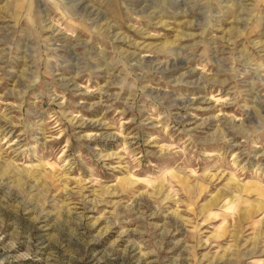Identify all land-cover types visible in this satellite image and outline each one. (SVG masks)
Here are the masks:
<instances>
[{
	"label": "rangeland",
	"instance_id": "obj_1",
	"mask_svg": "<svg viewBox=\"0 0 264 264\" xmlns=\"http://www.w3.org/2000/svg\"><path fill=\"white\" fill-rule=\"evenodd\" d=\"M0 264H264V0H0Z\"/></svg>",
	"mask_w": 264,
	"mask_h": 264
}]
</instances>
